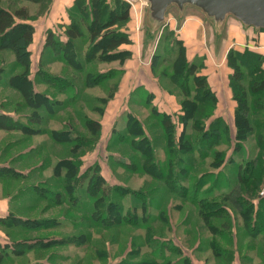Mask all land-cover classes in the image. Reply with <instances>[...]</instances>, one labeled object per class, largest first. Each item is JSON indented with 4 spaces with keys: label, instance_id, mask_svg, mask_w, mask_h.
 Wrapping results in <instances>:
<instances>
[{
    "label": "rangeland",
    "instance_id": "1",
    "mask_svg": "<svg viewBox=\"0 0 264 264\" xmlns=\"http://www.w3.org/2000/svg\"><path fill=\"white\" fill-rule=\"evenodd\" d=\"M139 9L144 15V6ZM194 11L196 10L187 9L183 15H191ZM131 13L133 16L134 12ZM166 14L175 16L178 23L183 17L178 15L173 6ZM200 16L203 19L204 42L210 48L213 59L211 62L212 59L209 57L208 64L221 61L228 46H230L228 50L230 48L256 50L255 47L264 40V30H254L252 26L245 27L231 16L219 24H214L206 17ZM141 20V29L145 30L147 26L144 18ZM82 25L84 35L77 39L74 45L81 66L78 68L68 66L59 55L45 53L42 59L46 65L35 78L39 83V92L47 98L44 107H47L48 111L54 110L51 111L53 115L50 117H47V113H43L41 143L36 140V144L33 143L35 148L30 150L31 153L27 156L31 162L28 166L35 168L30 176L39 175L44 181H36V188L32 187L31 191L35 193V198L25 197L21 200L23 202L32 200L37 207L27 209L18 207L19 209L12 212L31 218L33 223L29 224L28 228L23 226L4 228L7 237L5 241L10 246V258L13 259L10 264H47L48 259L53 264H185L183 257L177 253L180 250L183 252L181 238L191 246L194 237H197L200 231L205 236L207 230L220 235L224 233L220 230L221 223L228 220L227 217L231 213L235 215L234 219H238L240 214L249 215L252 231L257 234L263 230L264 233V229L259 232L255 230L258 229L259 220L264 218V158L260 157L263 149H258L256 146L259 131L264 136V109L259 115L255 112L250 115L251 122L255 123L262 119L263 126L260 125L262 127L256 129L252 125L244 141L237 142L233 115L225 114L229 111V100L223 94L218 101L219 113L216 112V116L208 120L210 122L219 118L220 125L213 135L203 136L204 140L199 149L192 148L186 153L178 152L176 141L180 123L176 112L173 117L169 116L174 124L172 131L175 140L174 151L170 153L165 143L167 142L165 131L159 126L162 114L157 115L153 111L154 106L150 99L145 98L146 92L141 99V105L131 110L130 115L145 128L143 135L147 137L151 149L147 150V141L142 140V137L130 136L126 128H121L119 132L112 134L111 140L105 147L103 145L107 143L108 138H102L93 154L94 157L97 155L95 158L97 161L100 160L104 170L107 166L114 167L112 172L108 169L107 183L113 187L119 182L128 191L121 193V190L111 188L109 197L105 198L102 204L100 203L103 207H98V204L95 211H92L98 193L89 194L83 189L84 185H80L75 190L77 200L73 203L69 195L57 190L63 187L62 179L55 178L51 170L58 158L69 155L70 145L67 142H54L49 133L50 129L70 130L72 134L88 137L85 120L96 116L94 107L102 106L101 101L95 97L106 95L111 87L110 84L119 76L118 68L115 67L118 65L117 61L86 57L90 42L86 26ZM113 28L115 27L107 28L106 31ZM229 30L233 31V36H228ZM167 32L169 33L162 28L153 29L152 34L145 32L148 41L153 43L157 38L158 40L154 47H143V56L154 58V54L158 55L155 56V61L159 63L156 64L154 77L159 76L161 85L173 91L177 88L168 79L172 72L171 64L169 61L162 62L160 58L169 53L171 59L173 54L177 53L176 49L169 51L163 46L162 39L159 43V39ZM169 37L172 36L168 35L169 40L166 43L170 41ZM262 51L264 54V49ZM39 54V50L34 52L33 62L39 60ZM2 59L5 67L0 87L7 91L8 76L16 66V61L11 50H3ZM203 59L197 60L203 63ZM242 69L243 84L247 88L249 76L247 70L243 67ZM88 72L92 75L103 73L104 78L98 84H87L85 76ZM147 78L142 80L144 84L151 81ZM137 80H140L139 76ZM261 97L264 101V90L255 96L247 92L248 103H253L255 98L261 99ZM14 106L18 107L19 111L22 108V104ZM127 116L121 115L118 120L121 122L119 125L125 122ZM200 136L201 133L191 128L187 129L186 138L191 145L197 144ZM237 143H240V146L235 148ZM21 147L14 149L17 148L15 150L18 152V148ZM141 150L150 155H143ZM235 150L238 152L235 153ZM216 151H220L223 156V165L220 168L211 166V162L216 159ZM13 152L10 155L15 157ZM180 156L183 160H179ZM92 158L91 156L85 159L84 166L80 167L81 172L86 164L93 161ZM105 161L106 163H103ZM240 175L244 183L239 182ZM29 183L26 181V186ZM250 185L254 187L249 189ZM234 186L240 189L239 193L226 196L229 189ZM17 187V184L11 185L10 192H14ZM56 190L58 192H55ZM56 194L62 201H54ZM109 199L117 203L119 213L112 211L108 214L104 206ZM205 200L213 203L205 205L207 203ZM253 207H261V210L256 212ZM40 208L41 212H39ZM247 209H251L249 214ZM222 210L224 213L221 212ZM202 212L203 216L200 214ZM197 213L202 216L204 224ZM219 235H217V246L221 247L223 236ZM43 242H47L44 248L39 246ZM205 245L211 252L216 251L217 247H212L211 241L207 240ZM205 245L201 241V246L205 247ZM13 249L19 252L15 253ZM38 259L45 261L38 262Z\"/></svg>",
    "mask_w": 264,
    "mask_h": 264
},
{
    "label": "crops",
    "instance_id": "2",
    "mask_svg": "<svg viewBox=\"0 0 264 264\" xmlns=\"http://www.w3.org/2000/svg\"><path fill=\"white\" fill-rule=\"evenodd\" d=\"M73 3L74 0H49L46 10H44L43 13L39 14L34 19L29 20L34 26V32L32 41L28 46L30 51V64L27 79L30 81V85L35 92H39V83L36 82L35 79L36 75L39 76V71L43 70L42 67L46 65V62H44L42 59V55H44L45 53H53L52 50L44 47L46 32L51 29L58 33L61 39L66 38L63 33V30L69 22V11L71 10ZM0 4L10 10H13L19 6H26L28 7L29 12L31 14H34L37 9V3L30 0H12L10 4L9 0H0ZM139 4L140 3H138L137 6L141 8V5ZM142 18H144L142 10L138 14H134L133 16L130 11V20L127 22L126 27L127 32L130 35L131 43L121 44L119 46L120 50H128L130 52V55L123 62L117 61L118 65H116L115 67L118 68L119 76L113 83L110 84L111 87L106 95H98L97 97H95L97 100L101 101L102 106L97 105V107H94V109L96 110V116L89 117L91 119L99 121L101 128L98 140L95 143L94 148L91 151L85 153L83 156H81V165H83L86 158H90L92 156L93 161L90 162V164L94 162H97L99 164L100 173L106 181L108 172H112L114 167L108 168L109 166H107V171L104 170V166L102 165L100 160L97 161L95 158L97 157V155L94 157L93 154L96 152V149L100 145L99 143L101 142L102 138H108L107 143L103 145V147H105L108 145L109 140H111L112 134L114 135L116 132H119L118 130H120L121 128H126V119L125 122H123V124L121 125H119L121 122H118V120L120 119L122 114H126L127 116L131 113V110H134L139 105H141V99H143L146 92L147 94L145 98L146 100L150 99V102L153 104L154 109L156 110L154 112L157 115L160 113H166L169 116L173 117L174 112H176V117H178L182 113L180 104L182 94L178 87H176L177 89L173 91L165 89L160 83V77H154V70L156 68V65H152L151 58H145V55L143 56V47H154L157 43L158 38L156 39V41L154 40L153 43L146 39L145 32L143 29H141ZM202 20V17L196 11H194L191 15L184 14L183 17L180 19V23H178L175 16H169L166 14L165 20L162 25V30L164 27L173 30L177 38L183 41V44L185 46L186 57L189 61L204 58L203 65L199 70V74L204 75L206 77L210 89L216 96L217 101L213 116H216V112L219 109L218 101L219 97H221L222 94L223 96L225 95V98L229 100L230 104L229 111H226L225 114L227 115L229 113L234 115L236 102L232 98V91L229 86V74L231 72V69L225 63L226 52L228 51V48L230 46L225 49L221 57V61L214 64H208L207 61L209 57L210 59H212V56L210 48L204 42L205 33L203 29ZM176 23H178V26H176ZM232 32L233 31L229 30L228 36H233ZM79 38L80 37L73 40L74 45L76 44V40ZM255 48L257 51L263 52L262 50L264 49V40L259 43ZM3 50L10 49H0V80L2 79V74L4 71L3 69L5 67V62L2 59ZM38 50L40 51L39 60L33 62L34 52ZM210 61L212 62L213 59ZM34 65L35 67H33ZM23 71V65L16 61V66L8 76V86L6 88L7 91H5L4 88L0 87V118L12 117L13 119H17L22 124L28 126L30 129L33 130L32 132H25L21 129H0V168H12L13 170L19 173V175L17 176H10L9 174H4L3 171L0 172V217L7 216L10 212H14L16 211V209H19L18 207H24V209L37 207V205L33 203L32 200L28 199L26 202H23L21 199L25 197L26 199L28 197L35 198V193L31 191L32 187L36 188V181H44L39 175H36L34 177L30 176L35 168L33 166H28L31 162L27 158V156H29L31 153L29 151L35 148V146H33V143L36 144V140H39V143H41V127L44 122L42 118L43 113H47V117H50L53 115V112L51 111H53L54 109L48 111L46 108L40 107L39 109L34 111L32 108L28 107L25 104L24 96L20 89V86H25V81L23 79L16 78L11 84V77L20 75ZM136 76H139L141 81L145 77H149L147 79L151 81L144 84L143 81H138ZM135 83H137V85ZM188 86L191 90H193L192 80H189ZM109 92L112 93L110 96L108 95ZM101 98H106V100L102 101L100 100ZM15 104H22V108L20 111L17 109L18 107L14 106ZM99 109H101L100 112ZM31 116L33 117V119L30 118ZM36 118H38V121H36ZM160 124L161 125L159 126H161L162 130H164L161 121ZM142 128L143 130L145 129L144 127ZM189 128H191L190 125L184 126L183 124H180L178 133L180 134V132L184 130V134L186 135L187 129ZM50 130L58 131V129L56 128H51ZM51 139L54 142L65 143V141H57L52 137ZM200 144H202V141H197V144L194 143L192 145V148L199 149L201 148ZM14 147L21 148H18V152H16L15 149L17 148L14 149ZM12 151H14L13 153H15V157L10 155ZM234 152L237 153L238 150H235ZM67 156L68 155H65L63 158ZM59 159L61 158H58L56 162ZM103 163H106V161ZM90 164H86L84 170ZM221 165H223V163ZM220 166L217 168H220ZM51 172L53 173V176L55 178H59L60 180L62 179L61 181L63 184V175H56L53 171V167ZM26 181L30 182L27 186ZM13 184H17L18 187L15 189L14 192L11 193L10 187ZM115 185L123 186V184L119 182L115 183ZM57 190H61V192L63 191L67 195H69L65 191L64 187H62L61 189L58 188ZM57 190L55 192H58ZM253 208V210H256V212L261 210V207ZM223 210L222 213H224ZM250 211L251 209H247L248 214L250 213ZM39 212H41V208ZM229 212L231 213V210H229ZM197 214L202 224H204V220H202L201 218L202 216L199 215V213ZM17 216L29 218L25 215L22 216L20 214ZM234 217L235 215L233 216V213H231V215L227 217L228 220L222 221L220 230H222L224 233H220V235L216 232L207 230V234L205 236L201 234L203 232L200 231V233H198V236L194 237V242L191 246L187 245V241H184V239L181 238L180 243L181 247L183 248V252H180L181 250L178 248L180 251L177 250L179 251L177 253L178 255L183 257L184 263L264 264V233L263 230L262 232H259L261 229H264V218L259 220V223L257 225L258 229H255L259 233L256 234L255 231H252L251 229L249 215L245 216V214H240L239 218L237 216L238 219H234ZM184 227L186 228L187 226ZM5 234L6 233L4 231V227L0 225V264H10L13 261V259L10 258L11 253L9 251L8 246H4L7 245L5 241L7 237L5 236ZM217 235L223 236L221 237L223 239V242H220V244L223 245L221 247L217 246ZM207 240L211 241L212 247H217L216 251L214 250L213 252H211L209 247L205 245V242H207ZM201 241H203L205 247L201 246ZM43 261L45 260L38 259V262ZM47 264L53 263L49 262L48 259Z\"/></svg>",
    "mask_w": 264,
    "mask_h": 264
},
{
    "label": "trees",
    "instance_id": "3",
    "mask_svg": "<svg viewBox=\"0 0 264 264\" xmlns=\"http://www.w3.org/2000/svg\"><path fill=\"white\" fill-rule=\"evenodd\" d=\"M30 1L37 3V9L34 14H31L26 6H19L10 10L0 4V49L12 50L16 61L23 65L24 71L20 75L11 77V84L16 78L25 81V86H20L25 104L36 111L40 107L46 106L45 101L47 98L42 93L35 92L30 85V81L27 79L30 64V51L28 46L32 41L34 32V26L29 20H32L39 14L43 13L48 6L49 0ZM11 2L12 0H9V4ZM129 20L130 8L123 0H74L72 8L69 11V22L63 30L66 38L61 39L58 33L50 29L46 32L44 47L49 48L53 53L59 55L68 65L78 68L81 65L75 53L76 51L73 40L83 36L82 24H84L90 42V46L86 52L87 58H96V60L103 61L109 59V61L123 62L129 57L130 52L128 50H120L119 46L121 44L131 43L130 35L127 32L126 27ZM110 27L115 28L106 31V29ZM164 29L169 31V33L167 32L166 35L164 34L163 38L159 39V43L162 39L164 42L163 46L168 48L169 51L171 49L177 50V53L173 54L171 59L169 58V53L160 58L162 62H170L172 72L169 74L168 78L176 85V87H178L182 94V98L180 99L182 113L178 116L179 123L184 126L190 125L191 129L201 133L202 136L199 137L198 141H203V136L209 137L207 135H213L216 132L218 125H220L221 119L219 118L208 122L209 118L213 116L217 101L216 96L210 89L206 77L199 74V70L203 63H201V61L199 62L197 59L189 61L186 57L183 41L177 38L173 30L167 27H164L163 30ZM168 35L172 37H169L170 41L166 43V41L169 40L167 38ZM155 56L158 55L154 54V58H151L153 66L159 63L155 61ZM226 64L231 68L229 74V86L232 91V98L236 102L233 115L236 130L235 138L238 140L237 142H241L244 141L246 135L251 131L252 125L256 129L263 126L261 124L262 119L253 123L250 120V115L254 112L259 115V112L264 109V101L261 97V99L255 98L253 103H248L247 92L255 96L260 91L264 90V54L250 48H244L242 50L230 48L226 54ZM242 67L247 70L249 76L247 88L243 84L244 77H242ZM39 73H41V71H39ZM103 78V73L92 75L91 72H88L85 76L87 84L90 85L100 83ZM189 80H192L193 82V90L188 86ZM111 94L112 93L109 92L108 95L110 96ZM100 100L105 101L106 98H101ZM100 111L101 109H99V112ZM153 111L156 110L153 109ZM30 118L33 119L32 116ZM36 121H38V118H36ZM161 123L167 139L166 143L168 152L172 153L174 151L173 144L175 142L174 133L172 131L174 128L173 121L170 120L168 114L162 113ZM85 126L89 131L88 137L72 134L70 130L50 131V135L53 139L57 141H65L70 145L69 155L65 158L59 159L54 164L53 171L56 175H63V187L72 198L73 203H76L77 200V196L74 192L80 185H84L85 191L89 194L98 193L99 195L94 201V210H92L95 211L98 204V207H103L100 203L102 204V201L109 197L111 188L114 190H121V193L128 190H125L121 185H114L111 187L101 175L100 166L97 162L90 164L85 170L80 172L82 162L81 156L94 148L101 128L99 121L91 118L85 120ZM0 129H21L25 132L33 131L28 126H25L12 117L0 118ZM126 129L130 136H140L142 137V140L147 141L148 144L147 137L143 135L144 131L142 126L139 124V121L130 114L126 119ZM259 132L260 135L256 138V146L258 149H263V153L261 152L260 155L263 159L264 136L261 135V131ZM186 140L187 138L183 130L178 135L176 141L178 143V152L186 153L191 151L192 145ZM239 146L240 143H237L235 148H238ZM148 149H151L149 144L147 150ZM141 151L143 155H150L148 152H146V154L144 150ZM215 156L216 159L211 162V166L219 167L223 163L222 153L216 151ZM256 158L258 159L257 154ZM180 159L183 160L181 156L179 157V160ZM170 163L171 162L169 161V164ZM2 171L4 174H9L10 176L19 175V173L12 168H0V172ZM239 182L244 183L242 176L239 179ZM253 187L254 185H250L248 188L251 189ZM239 191L240 189L238 187H231L226 196L239 193ZM58 196V194L55 195L54 201L60 202L61 199ZM205 201L207 202L205 205H211L213 203V201ZM104 207H106L108 214L112 211L119 213L117 203L111 199L108 200V203ZM213 208L218 209L216 207ZM200 214L202 216L204 215L203 212ZM31 223H33L31 218H23L12 212L5 217H0V225L4 228H11L13 226H23L28 228ZM63 241L66 240L63 239ZM63 241L61 243H63ZM46 244L47 242H43L39 244V246L44 248L47 246ZM4 246H8V244ZM8 248H10V246H8ZM13 250L15 253L19 252L17 249Z\"/></svg>",
    "mask_w": 264,
    "mask_h": 264
},
{
    "label": "water",
    "instance_id": "4",
    "mask_svg": "<svg viewBox=\"0 0 264 264\" xmlns=\"http://www.w3.org/2000/svg\"><path fill=\"white\" fill-rule=\"evenodd\" d=\"M144 32L152 34L153 29H161L166 13L172 6L178 15L187 9L196 10L214 24L225 21L229 16L243 26L255 30L264 29V0H143ZM145 33V34H146Z\"/></svg>",
    "mask_w": 264,
    "mask_h": 264
},
{
    "label": "built area",
    "instance_id": "5",
    "mask_svg": "<svg viewBox=\"0 0 264 264\" xmlns=\"http://www.w3.org/2000/svg\"><path fill=\"white\" fill-rule=\"evenodd\" d=\"M130 8V11L134 12V14H138L140 12L139 6H137L138 3L139 5L144 6V1L143 0H124Z\"/></svg>",
    "mask_w": 264,
    "mask_h": 264
}]
</instances>
